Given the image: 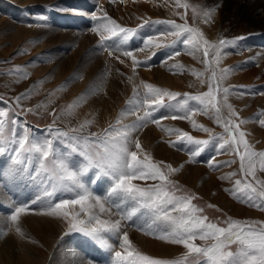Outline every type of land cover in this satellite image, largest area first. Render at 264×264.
I'll use <instances>...</instances> for the list:
<instances>
[{
    "label": "snow or ice",
    "instance_id": "obj_1",
    "mask_svg": "<svg viewBox=\"0 0 264 264\" xmlns=\"http://www.w3.org/2000/svg\"><path fill=\"white\" fill-rule=\"evenodd\" d=\"M110 2L116 3L117 0ZM163 3L174 8L173 14L183 23L138 17L142 20L138 28L164 26L145 35L139 48L127 47L129 40L136 36V29L120 25L107 12H94L91 19L95 23L91 31L99 37L98 50L107 52L109 58L122 65L129 66L126 62L130 60L134 75L138 67L150 69L152 66L147 60H139L137 52L147 51L150 59L156 56L157 50L166 49L165 63L182 53L193 59L199 54L198 62L204 65V71L186 69L182 63L172 65L170 71L174 75L190 72L198 81V85L192 87L207 90L182 94L151 83L137 85L129 76L127 79L134 85V96L128 101V107L121 111L114 124L109 123L107 128L97 132L90 131L94 119H84L67 130L56 126L58 121L64 122L65 117H73V109L78 105H68L58 115L56 109L49 110L46 104L25 108L23 102L31 98V92L26 91L9 100L0 95V105H4L0 108V155L10 154L11 162L16 166L12 169L14 180L34 186L40 192L30 202H13L7 217L9 230H14L22 239L27 238L22 217L31 212L60 220L65 225L61 239L80 234L85 242L105 250L110 256V264H264V222L228 217L223 221L226 226H221L211 221L203 214L204 208L193 203L198 197L173 179L184 165L177 168L154 160L140 141V132L155 125L169 137L164 141L169 147L195 146L188 151V163H198L197 158L209 146L217 154L238 157L241 179L234 180L233 188L227 191L238 202L264 212V178L258 175L264 174V150L258 151L250 143L249 134L242 129V125L250 121L241 119L230 102L235 89L231 85L225 86L224 82L234 70L221 67L226 55L224 49L237 47V41L244 37L211 41L195 23V17H201L200 23L209 25L214 22L213 9L193 8L194 24L190 25L187 20L189 3L185 0H163ZM58 10L80 14L74 8L58 7ZM35 19L46 21L48 17L40 15ZM27 26L47 27L46 24L32 23ZM4 75L16 77L12 83L29 78L26 69L21 67H13ZM141 88L143 93L139 91ZM89 92L86 90L84 95ZM238 94L243 96L246 93ZM259 94L264 95V92ZM191 102H195V106ZM41 108L53 117L43 138L35 135L26 121L19 119L21 112L39 115ZM161 109L165 111L157 116ZM198 114L207 116L222 132L216 133L199 123L193 118ZM129 116H134L135 120L124 123ZM164 120L187 121L192 129L207 134L208 139H198L179 127L165 126ZM257 122L264 128V111L259 113ZM172 136L175 140L170 138ZM60 145L67 150L61 151ZM207 163L210 169L219 168L215 157ZM233 163H236L235 159L227 162L228 166ZM236 175L233 172L220 179L232 181ZM38 202L41 207L32 210L31 204ZM130 228L168 245L180 246L184 251L175 259L144 254L130 240ZM31 242L37 243L35 240ZM82 264H93V261L85 260Z\"/></svg>",
    "mask_w": 264,
    "mask_h": 264
},
{
    "label": "rangeland",
    "instance_id": "obj_2",
    "mask_svg": "<svg viewBox=\"0 0 264 264\" xmlns=\"http://www.w3.org/2000/svg\"><path fill=\"white\" fill-rule=\"evenodd\" d=\"M28 1L30 0H0V95H3L5 100H9L11 97H15L26 91L31 92V98L23 102L25 108H35L38 104H46L49 106V110H51L52 108L56 109L58 115L60 114V111L66 108L68 105H78L73 109L74 116L65 117L64 122L58 121L56 125L58 127L67 130L71 127L77 126L78 123L83 121L84 119H94L95 123L91 127L90 131L97 132L103 128H107L109 123L114 124L118 115L122 110L128 107V101L134 96V85L127 79V77L129 76L133 77V80L137 85L141 84V82H146L151 83L157 87L180 92L182 94H196L198 91L207 90L206 88L192 87L193 84L198 85V81H196L195 77H193L190 72H184L183 74L174 75L173 71H170L172 65L181 62L182 64L184 63V66L186 65V69H192L193 67L191 66V64H193V61L186 57L187 54L182 53L181 56L176 57L175 59H170L165 63L164 54L167 51L166 49L157 50L156 56L151 57L150 59H148L150 53H148L147 51L137 52L136 55L139 60H147L148 64L152 66L150 69L138 67L136 69V74L134 75L133 70L130 67V60L126 62L129 66L122 65L118 61L109 58L107 52H100L98 50L99 37L92 31H90L91 27L95 23L91 19V15L94 12H98L99 14V9H102L103 12H106L109 9V12L107 13L109 17L116 20L117 23L124 27H129L137 30L136 36L129 40L127 47L139 48L142 45V39L145 35H151L153 31H155V28L157 30H160L164 26L146 25L144 28H138V25L142 23V20L138 19V17H150L153 21L170 19L165 17L168 12L163 13L162 11H160V14H158L157 17H155V15L154 17H151V15L147 12V10H145V8H141V6L138 5L142 3V0H124L126 2L123 3H121L120 0H117L116 3H111L109 2L110 0L107 3H105L104 1L102 3V0H46L39 3L35 1ZM187 1L188 0H185V2ZM157 3L159 4V6L164 5L163 0H157ZM187 3L190 4L189 1ZM118 4L120 5V7L118 6ZM195 4L196 2H193V5L190 4L191 7L187 12V20H189L188 23L190 25L194 24L192 7L196 9ZM57 6L59 8L78 9L80 14L77 15L67 12H61L58 10ZM11 7H13L15 11L10 10ZM139 7L141 9H139ZM209 8L214 10L213 23L218 20V23L215 25L218 26V31L223 32L220 33L218 40L221 38L229 40L230 37H237L238 35H240L238 37H246L249 39L255 37L256 40L257 37H259L260 39L258 38L259 40H257V43L255 45L264 50V32L256 33L255 29L251 28V25L247 23L233 22V25H230L229 28L227 27V21L222 20V23L221 21L219 22L220 19L217 18V14L219 16H225L226 11H224L221 6H216L211 2V0H207V2H205L203 10ZM40 15L47 16L48 19L46 21L36 20L35 17ZM257 15H261V13H257ZM175 21L177 23H183V21H181L178 16ZM29 23L46 24L47 27L30 28L27 26ZM230 30L232 33L230 32ZM72 31L81 34L79 40L85 39L87 48L83 49L79 41H68V37H65L64 35L67 33H72ZM15 32H19V35H17V37L14 36L16 34ZM240 32L241 34H238ZM61 33L63 34L60 35ZM54 34L56 35L54 36ZM227 35H229V38L227 37ZM108 43L111 44L112 41H109ZM241 53L242 52L240 48H235V51H231L229 53L235 56V59L229 60L228 62L226 61V63L221 64V67L234 70L228 78L229 80L232 79V81L226 84V86H234L235 89L234 94L230 96V101H232V103L236 105L234 107L240 113L241 119L250 121L246 125L252 126L255 134L248 135V137H250L247 138L252 141L253 146H255L256 150L261 151L264 150V128L259 126L257 120L259 118V113L261 111H264V107H259L258 105V100L260 99L261 95L259 94L260 92H258L257 88L262 83L261 81H259L255 85H251V83H247V80L240 78V75L244 71V68L241 66V64L239 65L237 56H240ZM93 62L94 64L92 65ZM196 66H198L201 71H204V65L196 63ZM13 67L25 68L29 78L20 83H12V81H14L16 77H9L4 74ZM102 68H105V70H103ZM175 71H179V69H176ZM121 72L124 73V75L122 77H119L121 76ZM112 73H116V76H118L119 80H121L122 85L124 86H122L118 90V96L120 98L118 97L119 100L116 101L112 99L109 100L110 95L108 92V82ZM94 78L95 82H93ZM86 90H90L89 95L87 96L84 95ZM139 91L143 93L144 90L141 88L139 89ZM239 92H245L246 94L240 96L238 94ZM99 98H104L103 100L109 102L111 105H108L103 101H99ZM181 99H183V97H181ZM191 103L192 106H195V102ZM104 105L106 107H111H108L107 110L106 107L102 108L104 107ZM2 107H4V105H0V108ZM164 111L165 110L161 109V111L157 112L156 115L159 116ZM226 113L227 112L225 111V115H227ZM193 118L196 119L199 123H203L205 126L212 128L216 133L222 132V129L216 126L215 123L207 116L198 114ZM19 119L21 121H26L28 126L33 129L34 134L43 138L44 135H46V129L52 124L53 117L51 115H48L47 112H45L44 109L41 108L39 115L21 112ZM134 120V116H129L125 119L124 123L130 124ZM162 123L163 125L168 127H179L182 130L189 131L191 135L198 139H208L207 134L192 129L191 125L187 121L164 120L162 121ZM243 129L245 128L243 127ZM246 132L249 134L248 131ZM251 137L254 139V141ZM139 138L145 150L152 155L154 160L164 161L166 163L172 164L173 167L177 168L180 167V165H184L183 170L179 173V175H175L173 179L177 180L179 182V185L186 189L190 194H194L198 197V199L193 201V203L197 204L201 208H204L205 211L203 214L207 215L211 221L217 222L221 226H226L224 225L223 221L228 217L240 221L264 222V212L259 211L255 208L248 207L244 203L238 202V200L233 198V196H231L227 191V189L233 188L234 180L241 179V175L239 174L238 157H234L231 154H217L212 146H209L201 154V157L197 158L199 161L198 163H188V151L190 150V148H194L195 146L180 144L177 146V148L169 147L168 144L164 143V141L166 139H169V137L165 133L160 131V129L155 125H149L145 129H143L139 134ZM170 138L175 140V136H172ZM59 147L61 151L67 150L64 145H60ZM181 147L184 149L183 151L178 150V148ZM2 156L7 158L8 160L11 159L8 152H5L4 154H2ZM212 157H215V160L219 165L218 169H210L208 167L207 162ZM233 159L236 160V163L228 166L227 162ZM200 170L203 172H201ZM233 172L237 173V175L232 178V181L220 179V177L231 174ZM182 174L184 175L182 176ZM258 175H260L261 178H264V174L258 173ZM138 183L143 182L138 181ZM148 183L152 182L149 181ZM93 187H95V185ZM6 196H8V199L10 198V204H6V202L0 203V205L3 207L2 209H0V212L2 214L4 213L3 218L5 219V221H7L6 223H8V229L6 228L7 231L5 232H0V242H3V244H5V246L9 248V251H7V254L5 253L4 259H0V264H24L23 261H19V258L22 257V254L26 253V251L22 249V242L24 241L28 242L25 249L27 250L26 254L28 255V257L31 256L30 258H32L30 262L31 264H44L47 261L48 256H50V258L47 264H82V261L89 260V258L95 264H101L98 259L93 256L91 252H89V250L86 249V246L83 245L87 242H85L84 238H82L80 234H71L61 239V235L63 233L62 231H64L65 225L56 218H53V220L51 221L54 230L52 229L49 232L45 231L40 234H37L33 231L29 232L30 234L26 232L27 238L20 239L21 237L18 236L15 231L9 230L10 224L7 219V217L10 215V208L13 202H18H16V198H14L15 195H13L12 197V194L6 193ZM209 204L214 205V207L209 208ZM39 207L40 203L31 204L32 210H36ZM217 209H219V211H217ZM28 219H30V221H27H29V223L32 224V226L35 228H39L43 224L41 220L33 221L31 218ZM27 221H25V223L24 221H22L23 230H28L29 226L27 225ZM128 234L130 240L133 242V245L140 252L155 258L175 259L178 258L184 251L180 246L168 245L162 241L153 239L151 236L144 235L143 233L137 231L135 228L128 229ZM140 236L149 244V250H143L141 246L138 245L137 241L141 240ZM31 240H35L37 243H31ZM162 243L164 244V246ZM197 243L199 244L201 242L197 241ZM157 244L161 249H163V251L158 250L157 247L156 249L154 248V245L156 246ZM166 246L171 247L172 249L170 248L169 250V248ZM56 248L57 250H59L57 251ZM235 248L236 246L233 245L232 249L235 250ZM11 250L12 252L10 254ZM167 250L173 253L168 252ZM174 252L176 253L174 254Z\"/></svg>",
    "mask_w": 264,
    "mask_h": 264
},
{
    "label": "bare ground",
    "instance_id": "obj_3",
    "mask_svg": "<svg viewBox=\"0 0 264 264\" xmlns=\"http://www.w3.org/2000/svg\"><path fill=\"white\" fill-rule=\"evenodd\" d=\"M31 2L32 1H35V2H43V1H46V0H30ZM28 1V2H30ZM48 1H51V0H48ZM47 1V2H48ZM53 1V0H52ZM103 1L105 3H107L109 0H102V3ZM130 1V0H129ZM132 1V0H131ZM190 2L191 5H193V2H196V9L197 10H203L204 6H205V2H207V0H196V1H193V0H188ZM187 1V2H188ZM110 2V1H109ZM126 2V1H124ZM128 2V1H127ZM212 3H214L216 6H221L224 11H226V15L225 16H219L217 14V18H219V22L222 20H225L227 21V27L230 28V25H233V22H238V23H247V24H250L251 25V28H254L256 33H260V32H264V0H211ZM34 3V2H33ZM49 4V3H48ZM47 4V5H48ZM54 4V2H53ZM109 4V3H108ZM125 4V3H124ZM123 4V5H124ZM133 4V3H132ZM137 4V3H136ZM63 5V4H62ZM106 5V4H104ZM126 5V4H125ZM141 6V8H145V10H147V12L151 15V17H157L158 14H160V11H162L163 13H167V15L165 17L167 18H170L172 20H176L177 19V16L174 15V11L175 9L174 8H171L169 7L168 5L165 6L164 5H160L157 3V0H142V3L138 4ZM118 6L120 7V5L118 4ZM165 6V7H164ZM211 6V5H210ZM114 7V6H113ZM123 7V6H122ZM169 7V8H168ZM125 8V7H124ZM130 8V6H129ZM139 7V9H141ZM160 8V10H159ZM211 8V7H210ZM127 9V8H126ZM136 9V8H135ZM138 9V7H137ZM136 9V10H137ZM193 9V7H192ZM218 9V7H217ZM12 11H15L13 7H11ZM114 10V9H113ZM111 10V11H113ZM124 10V9H122ZM132 10V9H131ZM207 10V9H206ZM5 11V10H4ZM129 11V10H128ZM134 11V10H133ZM180 11H184L183 9H181ZM59 12V11H58ZM105 12V11H104ZM107 13L109 12V9L108 11H106ZM120 12V11H119ZM137 12V11H136ZM222 12V11H220ZM1 13V12H0ZM88 13V12H87ZM98 13V12H97ZM103 13V10L102 9H99V14H102ZM118 13V12H116ZM125 13V12H124ZM217 13V12H216ZM257 13H261V15H257ZM130 14V12H129ZM132 14V13H131ZM91 15V14H90ZM117 15V14H116ZM146 15V14H145ZM2 16V15H1ZM135 17V16H134ZM120 18V17H119ZM123 18V17H121ZM150 18V17H149ZM216 18V19H217ZM136 19V18H135ZM134 19V20H135ZM196 24H198V26L204 30L206 36L211 40V41H216L218 40L219 36H220V33H223L222 31H218V26L215 25L218 23V20L215 22V23H211L209 25H205L203 23H200V19L201 17L197 16L196 18ZM132 20V19H131ZM133 20V21H134ZM189 21V20H188ZM6 22V21H4ZM1 23V22H0ZM223 23V22H222ZM5 24V23H4ZM6 25V24H5ZM213 25V26H211ZM224 25V24H223ZM4 26V25H3ZM9 27V26H8ZM7 27V28H8ZM18 27V26H17ZM156 27V26H155ZM6 28V27H5ZM19 28V27H18ZM17 28V29H18ZM21 29V27H20ZM224 29H225V26H224ZM27 30V29H26ZM79 30V29H78ZM151 30V29H150ZM155 31L157 30L156 28L154 29ZM159 30V29H158ZM91 31V30H90ZM89 31V33H90ZM153 31V33L155 32ZM233 31V30H232ZM31 32V31H30ZM71 32V31H70ZM152 32V31H150ZM219 32V33H218ZM231 32V30H230ZM16 33V32H15ZM21 33V32H20ZM48 33V32H47ZM52 33V32H50ZM88 33V34H89ZM232 33V32H231ZM230 33V34H231ZM63 33H61L60 35H62ZM238 34H241L238 33ZM237 34V35H238ZM17 35H19V32L16 33L14 36L17 37ZM56 34H54L55 36ZM80 35L79 33L77 32H73L72 33H67L65 34L64 36L65 37H68V41L70 42H74V41H79L80 42V45H82V48L85 49L87 48L86 46V42H85V39L84 40H79L80 38ZM225 35H226V32H225ZM59 36V35H58ZM89 36V35H88ZM93 36V35H92ZM229 35H227L228 37ZM240 36V35H238ZM237 36V37H238ZM237 37H228L229 40H234L236 39ZM59 38V37H57ZM90 38V37H89ZM92 38V37H91ZM259 37H257V40ZM62 39V38H60ZM88 40V39H87ZM86 40V41H87ZM93 40V39H92ZM257 40L256 38H244L243 40H238L237 41V47L235 48H240L241 49V54L240 56H237V60L239 61V65L241 64V66L244 68V71L242 72V76L240 75V78L242 79H245L247 80V83H251V85H255L256 83H258L259 81H261L262 84L259 85V87L257 88L258 92H264V50L260 47H257V45H255L257 43ZM67 41V42H68ZM85 42V43H84ZM93 42V41H92ZM90 43V42H89ZM79 45V46H80ZM88 45V44H87ZM235 48H225L224 49V52L226 53L223 61H222V64L223 63H226V61L228 62L229 60H234L235 56H233L232 54H229L231 51H235ZM80 49V48H79ZM84 53V52H83ZM81 54V53H80ZM76 55V54H75ZM149 55V54H148ZM235 55V54H234ZM73 57V56H72ZM102 57V56H101ZM185 57V56H183ZM186 57H188L191 61H193L191 64V66L199 71H201L199 69L198 66H196V63H199L197 62V59H193L191 56L187 55ZM74 58V57H73ZM77 58V56H76ZM143 58V57H142ZM198 60H199V56L197 57ZM97 59V57H96ZM95 59V60H96ZM70 60V58H69ZM100 60V59H99ZM185 60V59H184ZM74 61V60H73ZM187 61V59H186ZM86 62V61H85ZM182 63V62H181ZM76 64V63H75ZM80 64V63H79ZM90 64V63H89ZM94 64V62L92 63V65ZM184 64V63H183ZM187 64V63H185ZM68 65V64H67ZM101 65V64H100ZM186 66V65H185ZM189 66V65H188ZM229 66V65H228ZM80 67V66H79ZM116 67V65H115ZM88 68V67H87ZM98 68V67H97ZM79 69V68H78ZM83 69V68H82ZM103 70H105V68H102ZM160 69V68H159ZM230 69V68H229ZM120 70V69H119ZM87 71V69H86ZM90 71V70H88ZM117 71V70H116ZM126 71V70H125ZM147 71V70H146ZM118 72V71H117ZM154 72V71H153ZM94 73V72H93ZM114 73V72H113ZM111 74L110 75V78H109V82H108V92H109V95H110V99L109 100H119L118 99V90L123 86L122 85V82L121 80H119L118 76H116V73L115 74ZM128 73V72H127ZM147 74V73H146ZM157 74V73H156ZM167 74V73H166ZM236 75V74H235ZM94 77V76H93ZM108 77V75H107ZM107 77H106V80H107ZM119 77H122V76H119ZM152 77V76H151ZM166 77V76H165ZM172 77V76H171ZM128 78V77H127ZM167 78V77H166ZM179 78V77H178ZM250 78V79H249ZM179 80V79H178ZM181 80V79H180ZM183 80V78H182ZM99 81V80H98ZM232 79H227L224 83H225V86L226 84L229 82H231ZM185 82V81H184ZM183 82V83H184ZM179 83V82H178ZM175 85V84H174ZM124 87V86H123ZM256 87V86H255ZM93 88V87H92ZM128 96V95H127ZM99 97V96H98ZM124 97V96H123ZM109 98V97H108ZM120 98V97H119ZM104 99V98H103ZM102 98H99L98 100L99 101H103L105 102L106 104L108 105H111L109 102H106L104 101ZM108 101V100H107ZM257 101V100H256ZM232 103V101H230ZM233 104V103H232ZM90 105V104H89ZM234 105V104H233ZM258 105L259 107H264V95H261L260 99L258 100ZM236 106V105H234ZM106 106L104 105V107L102 108H105ZM108 107H111V106H108ZM108 107H106V109L108 110ZM118 107V106H117ZM88 108V107H87ZM97 109V108H96ZM93 110V109H92ZM95 110V109H94ZM93 112V111H92ZM111 112V111H110ZM227 114V113H226ZM111 115V113H110ZM110 117V116H109ZM130 119V118H129ZM107 121V120H106ZM252 125V124H251ZM243 127L245 129H243ZM242 129L243 130H246L249 132V135H252V134H255L254 133V130L252 128V126H247L246 124L242 125ZM143 135V134H142ZM250 137V136H249ZM248 137V138H249ZM252 138V137H251ZM253 139V138H252ZM250 143H252V141L249 139ZM254 141V139H253ZM149 146V145H148ZM159 146V145H158ZM255 147V146H254ZM148 149V148H147ZM164 152V151H163ZM176 154V153H175ZM171 155V154H170ZM179 155V154H178ZM159 156V155H158ZM172 156V155H171ZM175 156V155H174ZM184 156V155H183ZM182 158V157H181ZM11 160V159H10ZM8 160L7 158H5L4 156L0 155V174H2V178H0V203H4L6 202V204H10V198L8 199L6 196V193H10L12 194V197L13 195L14 198H16V202H29L36 199L37 196L40 195V192L34 187V186H31V185H25L23 183H20L19 181L17 180H14L13 179V175H12V169H14L16 166L12 164V162ZM178 162V161H177ZM194 167V165H193ZM205 167V166H204ZM201 168V166H200ZM199 168V169H200ZM206 169V168H204ZM203 170V168H202ZM201 171V170H200ZM191 172V171H190ZM189 172V173H190ZM194 172V171H193ZM203 172V171H201ZM193 174V173H192ZM195 174V173H194ZM179 175V174H178ZM184 174H182L183 176ZM200 177V176H199ZM180 178V177H179ZM187 178V177H186ZM184 179V178H183ZM201 179V178H200ZM193 182V181H192ZM2 183V185H1ZM206 183V182H205ZM5 192V193H4ZM201 194V193H200ZM220 195V194H219ZM215 198V197H214ZM220 198V197H219ZM39 203V202H38ZM221 203V202H220ZM227 203V202H225ZM41 207V205H40ZM39 207V208H40ZM3 207L0 205V209H2ZM234 208V207H233ZM239 210V209H238ZM237 212V210H236ZM242 212V211H241ZM239 213V212H238ZM237 213V214H238ZM33 215V217H32ZM4 217V213L2 214L0 212V232L2 231H7V225L8 223H6L7 221H5V219L3 218ZM28 218H31L33 221L36 220H41V222L43 223L39 228H35L32 226V224L29 223L30 219ZM29 220V221H27ZM53 220L52 217H46V216H42V215H35V214H31L29 213L28 215L22 217V221H27L28 222V230H24L25 233H29V232H35L37 234H40L42 232H45V231H51L53 229V225L51 224V221ZM32 223V222H31ZM38 223V222H37ZM40 223V222H39ZM30 224V225H29ZM25 226V225H24ZM23 227V226H22ZM7 228V229H6ZM54 230V229H53ZM14 231V230H13ZM63 232V231H62ZM61 232V233H62ZM135 232V231H134ZM30 234V233H29ZM16 235V234H15ZM141 235V234H140ZM15 237V236H14ZM13 238V237H12ZM16 238V237H15ZM20 238V237H19ZM75 238V237H74ZM22 239V238H20ZM19 239V241H20ZM25 239V238H24ZM140 239L139 241H137L138 245L141 246V248L143 250H149L150 246L149 244L144 241L141 236H140ZM61 240V239H60ZM1 241V240H0ZM62 241V240H61ZM153 241V240H152ZM28 242H22V249L26 251L27 253V250L25 249L26 248V244ZM32 243V242H31ZM82 243V242H80ZM151 243V242H150ZM20 244V243H19ZM152 244V243H151ZM161 244V243H160ZM163 244V243H162ZM30 245V244H29ZM67 245V244H66ZM84 246H86V249L89 250V252H91V254L93 256H95L98 261L101 263V264H110V256L107 254V252L105 253L103 249L99 248L98 246H93L92 244L90 243H84L83 244ZM153 246V245H152ZM164 246V244H163ZM161 246V247H163ZM53 247V246H52ZM57 247V246H56ZM64 247V246H63ZM156 247L158 248V250H162L158 244L155 246L154 245V248L156 249ZM168 247V246H166ZM169 250L171 247H168ZM63 249V248H61ZM172 249V248H171ZM57 250V248H56ZM59 250V249H58ZM57 250V251H58ZM68 250V249H67ZM9 251V248L7 246H5V244H3V242H0V259H4V256H5V253L7 254ZM55 251V250H54ZM61 251V250H60ZM59 251V252H60ZM74 251V250H73ZM168 251V250H167ZM166 251V252H167ZM175 251V250H173ZM12 250L10 251V254H11ZM41 252V251H40ZM150 252V251H149ZM168 252H171V251H168ZM167 252V253H168ZM180 252V251H179ZM24 253L22 254V257L19 258V261H23L24 264H31V259L30 257H28V255ZM81 253V252H80ZM173 253V252H171ZM176 252H174L175 254ZM31 254V253H30ZM54 254V253H53ZM166 254V253H165ZM9 255V254H8ZM13 255V254H12ZM77 255V254H76ZM75 255V256H76ZM164 255V254H163ZM11 256V255H10ZM87 257V256H86ZM50 256H48V259L47 261L44 263V264H47L48 260H49ZM37 259V258H36ZM44 259V258H43ZM46 259V258H45ZM90 259V258H89ZM96 259V260H97ZM18 260V259H16ZM54 260V259H52ZM61 260V259H60ZM59 260V261H60ZM2 261V260H1ZM14 261V260H13ZM17 261V262H19ZM20 261V262H21ZM39 261V260H38ZM44 261V260H43ZM70 261V260H69ZM68 261V262H69ZM6 262V260H5ZM8 262V261H7ZM61 262V261H60ZM83 262V261H82ZM3 263V262H2ZM40 263V262H39ZM51 263V262H50ZM59 264V263H58ZM63 264V263H61ZM65 264V263H64ZM93 264H95L93 262Z\"/></svg>",
    "mask_w": 264,
    "mask_h": 264
}]
</instances>
